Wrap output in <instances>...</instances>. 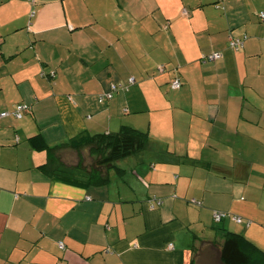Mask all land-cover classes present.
<instances>
[{
    "label": "crops",
    "instance_id": "0c3cea01",
    "mask_svg": "<svg viewBox=\"0 0 264 264\" xmlns=\"http://www.w3.org/2000/svg\"><path fill=\"white\" fill-rule=\"evenodd\" d=\"M261 11L264 0H0V113L29 105L0 114V264H221L225 229L264 252ZM123 125L148 145L106 183L42 171L45 144Z\"/></svg>",
    "mask_w": 264,
    "mask_h": 264
},
{
    "label": "trees",
    "instance_id": "16d2710c",
    "mask_svg": "<svg viewBox=\"0 0 264 264\" xmlns=\"http://www.w3.org/2000/svg\"><path fill=\"white\" fill-rule=\"evenodd\" d=\"M236 38L238 37L229 39V47L230 40ZM230 48L233 49L232 47ZM174 78H179V76H175ZM14 108L11 111L2 112H7L5 115L12 114ZM28 110L24 111L23 114ZM40 140L41 137L38 135L31 137L33 143ZM148 141L149 138L146 132L127 125H123L116 132L104 131L94 134L80 132L67 142L53 146L44 145V142L41 140L40 146L44 145L46 160L40 167L49 177L65 183L81 186L90 184L100 185L108 181V168L114 166L117 160L144 150L148 145ZM66 148L75 152L74 158L65 159L60 151ZM84 149H87L88 153L93 156V160L89 166H86L84 163ZM214 242L213 245L217 247L215 253L221 264H264V252L240 233L225 229L222 240Z\"/></svg>",
    "mask_w": 264,
    "mask_h": 264
},
{
    "label": "built area",
    "instance_id": "2783aa9c",
    "mask_svg": "<svg viewBox=\"0 0 264 264\" xmlns=\"http://www.w3.org/2000/svg\"><path fill=\"white\" fill-rule=\"evenodd\" d=\"M259 16L261 19L264 20V12L261 11L259 13ZM245 38V36L243 38H236V39H231L230 40V47H232L233 49H237L238 47H241L242 44H243V39ZM220 56V53L219 52H213V53H210L209 55H207L205 58L207 59H216ZM134 82V77L133 76H130L127 78L126 80V83H118V84H113L111 85V88L108 92L106 93H102L99 95V100L101 101L103 98H109L112 96L113 94V91H115L116 89L118 88H127V86L129 84H132ZM181 81L179 78H174L171 82H170V87L172 89H178L180 88L181 86ZM29 109V106L27 104H24V103H20V104H17L14 108V111H13V115L20 118L23 114L24 111L28 110ZM7 114V112H2L1 115H5ZM228 214L227 213H224V212H220V211H214L213 212V217H214V220L216 221H219L221 220L223 217L227 216ZM230 216V214H229ZM231 218L236 221V222H240L241 221V217L237 216V215H231ZM59 246L62 247L63 246V243L60 241L59 242Z\"/></svg>",
    "mask_w": 264,
    "mask_h": 264
},
{
    "label": "rangeland",
    "instance_id": "374dc122",
    "mask_svg": "<svg viewBox=\"0 0 264 264\" xmlns=\"http://www.w3.org/2000/svg\"><path fill=\"white\" fill-rule=\"evenodd\" d=\"M64 155H66L67 156V154H64ZM72 155H73V153H72ZM72 155L71 154H69V156H67V157H65V159L67 158V159H70V158H72ZM83 157H84V163H85V165L86 166H89V164L92 162V160H93V156H91L89 153H88V151H87V149H84L83 150ZM73 158H74V155H73ZM213 254L211 253V256H212ZM198 255L196 254V260H197V257Z\"/></svg>",
    "mask_w": 264,
    "mask_h": 264
}]
</instances>
